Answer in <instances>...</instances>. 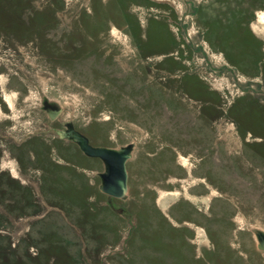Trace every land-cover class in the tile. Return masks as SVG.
<instances>
[{
    "label": "rangeland",
    "instance_id": "obj_1",
    "mask_svg": "<svg viewBox=\"0 0 264 264\" xmlns=\"http://www.w3.org/2000/svg\"><path fill=\"white\" fill-rule=\"evenodd\" d=\"M69 124L132 146L124 197ZM257 231L264 0H0V264H264Z\"/></svg>",
    "mask_w": 264,
    "mask_h": 264
},
{
    "label": "water",
    "instance_id": "obj_2",
    "mask_svg": "<svg viewBox=\"0 0 264 264\" xmlns=\"http://www.w3.org/2000/svg\"><path fill=\"white\" fill-rule=\"evenodd\" d=\"M46 113L49 119H55L61 108L46 106ZM62 136L69 137L87 156L99 158L104 162L105 170L101 174V184L99 189L102 193L114 197L122 198L127 192V169L126 162L131 156L132 146L126 144L122 147H109L103 145H92L88 138L76 130L71 124L63 131ZM257 248L264 251V234L257 231Z\"/></svg>",
    "mask_w": 264,
    "mask_h": 264
},
{
    "label": "bare ground",
    "instance_id": "obj_3",
    "mask_svg": "<svg viewBox=\"0 0 264 264\" xmlns=\"http://www.w3.org/2000/svg\"><path fill=\"white\" fill-rule=\"evenodd\" d=\"M259 18V17H258ZM263 19V18H262ZM261 19V20H262ZM5 101L8 103L9 106H12V96L11 95H5L4 96ZM203 201L207 200L205 198H202Z\"/></svg>",
    "mask_w": 264,
    "mask_h": 264
}]
</instances>
